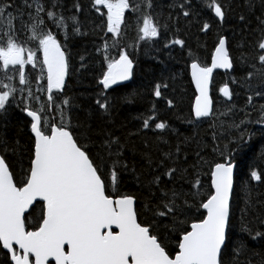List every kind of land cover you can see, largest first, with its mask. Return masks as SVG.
I'll return each instance as SVG.
<instances>
[{
	"label": "snow or ice",
	"instance_id": "1",
	"mask_svg": "<svg viewBox=\"0 0 264 264\" xmlns=\"http://www.w3.org/2000/svg\"><path fill=\"white\" fill-rule=\"evenodd\" d=\"M201 3L223 23L226 5L220 0ZM259 5L264 9V0H259ZM245 6L254 11L257 0H245ZM169 8L179 9L176 19L181 13L184 18L193 15L187 0H172ZM87 11L100 17V24L92 32L99 29L105 33L103 44L96 48L103 54L97 78L102 90L95 99V112L103 123L96 128L93 111L84 119L74 117L72 109L80 105L64 96L74 55L69 43L89 35L80 18L86 12L81 0H73L67 9L63 0H22L19 6L11 0H0V114L12 104L23 105L21 110L30 118L29 144L23 151L18 140L11 147L7 141L2 142L4 153L11 151L20 157L21 167L17 174L6 154H0V264H50V259L55 264H251V260L240 259L247 250L245 241L232 238L236 149L229 144L221 149L217 144L212 152L219 158L213 155L210 160L198 150L192 164H188L184 151L193 141L207 147L196 140L195 131L205 118L213 119L212 140L217 141L215 129L225 126L220 117L235 107L217 114L210 95L214 70L233 69L227 37L217 34L209 53L210 63L189 50L187 71L195 93L185 122L193 125L194 131L174 147L158 135L157 141L168 145V150L157 147L159 155L154 156L147 140L143 141L144 151L130 148L128 141L145 129L161 134L169 129L166 121L159 120L155 105L150 110L152 115L143 118L141 129L121 137L109 127L114 122V105L106 92L133 78L134 52L144 48L142 41H154L168 24L161 25L162 13L156 11L154 0H88ZM126 12H131L136 21L135 38L129 42L125 41L133 26ZM168 19H173L171 13ZM239 19L244 22L246 18L241 14ZM256 19L260 38L254 47L260 53V66L248 65L253 70L240 83L252 89L250 81L255 77L264 89V11ZM210 29L211 24L205 21L201 31ZM169 43L182 48L185 45L178 38ZM242 59L246 62L245 57ZM84 60L81 56V68L85 67ZM232 82L237 81L233 78ZM167 88V83L157 82L153 95L164 98L163 89ZM219 93L228 100L233 95L228 83L219 88ZM132 95L125 99L131 102ZM254 95L264 99V90ZM253 100L249 95L245 107L253 106ZM166 103L170 109L175 107L172 99ZM248 123L264 125V104L259 105L257 120L228 124L237 130L245 126L230 143H245ZM137 155L143 161L139 166ZM125 176L134 187H128ZM261 177L251 170V180L261 181ZM244 189L240 230L253 240L264 238L259 230L253 235L245 220L255 205L247 181ZM230 244L231 259L226 262Z\"/></svg>",
	"mask_w": 264,
	"mask_h": 264
},
{
	"label": "trees",
	"instance_id": "2",
	"mask_svg": "<svg viewBox=\"0 0 264 264\" xmlns=\"http://www.w3.org/2000/svg\"><path fill=\"white\" fill-rule=\"evenodd\" d=\"M16 6H19L22 0H11ZM73 0H63L65 9L71 7ZM226 5V16L221 24L218 18H214V13L203 7L201 0H187L191 5L193 15L184 18L182 13L179 19H176L179 9L172 10L169 5L172 0H154L156 4V11L161 12V25L167 23L168 28H161L160 39L155 41V44L150 42H141L144 48L137 50L140 52L134 56L136 66L134 68V75L130 81L114 86L107 90L106 95L111 99L114 105L112 112L113 123L109 127L119 136L127 137L129 133H135L142 127L143 118L152 115L150 111L155 105L156 113L160 121H166L169 124V129L162 134L157 131L153 132L150 129H145L139 135H134L129 138V147H135L138 151H144L143 141L147 140L153 150L154 156H158L155 150L157 147L168 150V145L159 143L156 139L158 135H162L174 147L178 140L184 136H191L194 131V126L185 122V118L189 116L191 101L194 99V88L190 80L189 72L187 71V64L190 62L188 53L192 51L194 55L200 57L201 61L210 63V50L214 45L217 34L224 35L228 40V48L233 58V69L230 71H215L213 73V81L211 84V96L214 101V108L217 114L226 111L227 108L235 106L233 111L226 116L220 117L225 121L223 128L217 127L215 131L218 135V140L213 142V129L210 125L213 123L212 118H205L198 125L195 126V131L198 132L196 140L200 145L206 144V148L200 147L195 141L185 147L184 151L188 153V164L195 162V152L201 151V154L206 159H212V148L219 145L223 149L225 144H229L231 149H236L233 153V161L235 164L234 187L232 193V238L233 240H243L247 245V250L240 256L241 260H251V264H261L264 260V238L257 237L255 240L244 232H241V209L244 208L245 189L244 184L248 182V190L251 192L252 203L255 205L254 210H249L245 220L249 226L255 231L264 232V125L257 123H248L247 133L244 137L245 143L238 145L237 143H230V141L239 137L240 132L244 131L245 126L242 125L239 130L229 128L228 124H239L241 120L255 121L259 118V105L264 104V99L256 97L255 91L264 90L259 87V81L253 77L250 81L252 89L241 86V78L245 77L251 69L248 65L255 63L259 67L258 55L260 54L254 45L260 38L258 31L257 16H261L262 11L257 0V6L254 11H249L245 6V0H220ZM85 7V14L81 15V20L85 22V30L89 35L83 37H76L69 43V48L73 52L71 60L72 68L70 75L66 77V86L64 89V96L72 97L73 103L80 105L79 108H73V116H78L84 119L89 111H93L92 124L93 127L101 125L103 121L100 115L95 112V99L97 93L102 90V86L97 83L99 75V67L103 60V54L97 53L96 48L103 44L102 37L104 32L96 29L92 32L95 25L100 24V17L95 12L87 11L88 0H81ZM12 11V9H10ZM173 19L169 20V14ZM243 14L245 21L241 22L239 17ZM127 21L131 24L132 30L127 33L128 41L135 38V18L131 13H127ZM207 21L211 24V29L206 33L201 31L203 23ZM17 27L19 23L17 21ZM61 39L63 37H60ZM182 39L185 45L182 48L180 45L169 43L174 39ZM168 43V47H164ZM152 45V46H150ZM242 45V47H241ZM84 56L85 67L81 68L80 57ZM242 57L246 58L242 59ZM79 69V71H76ZM174 77V78H173ZM166 78V79H165ZM235 78L237 81L233 83ZM167 83L168 88L163 89L164 98H156L153 95L155 83ZM225 83H228L230 91L233 95L231 100L223 97L219 93V88ZM130 96L131 102H128L125 97ZM254 96L253 106L245 107L247 104V97ZM61 99L63 97H60ZM167 99L174 101L175 107L169 108L167 106ZM21 107H16L12 104L8 107L6 113L0 114V154H6L9 162L13 164V171L17 174L20 171V157L13 155L11 151L4 153L5 145L3 141H7L9 147L15 145L19 141L21 151L29 144V128L30 119L23 112ZM246 113H250L246 117ZM219 124V121H217ZM154 127V124H153ZM176 130V133L172 131ZM130 157L132 153H127ZM183 155V154H182ZM27 153L24 152V158ZM139 164V155L136 156ZM256 170L262 174L261 181L251 180L250 172ZM19 179V175H17ZM128 180V187L132 188L134 185ZM207 183V181H206ZM142 203L139 207H142ZM225 252L224 259L229 261L231 259L230 249Z\"/></svg>",
	"mask_w": 264,
	"mask_h": 264
},
{
	"label": "water",
	"instance_id": "3",
	"mask_svg": "<svg viewBox=\"0 0 264 264\" xmlns=\"http://www.w3.org/2000/svg\"><path fill=\"white\" fill-rule=\"evenodd\" d=\"M231 70V69H230ZM215 71H222V72H224L225 70L224 69H216V70H214V72ZM227 71H229V70H227ZM190 79H191V77H190ZM193 85V84H192ZM193 87H194V89H195V86L193 85ZM6 251V250H5ZM50 263H52V264H55V262L53 261V260H51L50 259Z\"/></svg>",
	"mask_w": 264,
	"mask_h": 264
},
{
	"label": "bare ground",
	"instance_id": "4",
	"mask_svg": "<svg viewBox=\"0 0 264 264\" xmlns=\"http://www.w3.org/2000/svg\"><path fill=\"white\" fill-rule=\"evenodd\" d=\"M114 51V50H113ZM230 71V70H229ZM189 76H190V74H189ZM194 88V87H193ZM33 90H35V83L33 84ZM194 91H195V89H194ZM234 175H235V168H234ZM50 264H52V263H50Z\"/></svg>",
	"mask_w": 264,
	"mask_h": 264
},
{
	"label": "rangeland",
	"instance_id": "5",
	"mask_svg": "<svg viewBox=\"0 0 264 264\" xmlns=\"http://www.w3.org/2000/svg\"><path fill=\"white\" fill-rule=\"evenodd\" d=\"M150 46H152V45H150ZM137 52H138V56H139L140 52L139 51H137ZM137 52H136V54H137ZM29 69H31V65H29Z\"/></svg>",
	"mask_w": 264,
	"mask_h": 264
},
{
	"label": "flooded vegetation",
	"instance_id": "6",
	"mask_svg": "<svg viewBox=\"0 0 264 264\" xmlns=\"http://www.w3.org/2000/svg\"><path fill=\"white\" fill-rule=\"evenodd\" d=\"M161 32V31H160ZM160 39V38H159ZM156 42L155 41H151V44H155Z\"/></svg>",
	"mask_w": 264,
	"mask_h": 264
}]
</instances>
